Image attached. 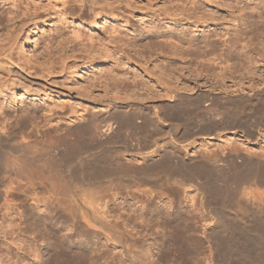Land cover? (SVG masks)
Returning a JSON list of instances; mask_svg holds the SVG:
<instances>
[{
    "label": "rangeland",
    "instance_id": "rangeland-1",
    "mask_svg": "<svg viewBox=\"0 0 264 264\" xmlns=\"http://www.w3.org/2000/svg\"><path fill=\"white\" fill-rule=\"evenodd\" d=\"M77 1L0 0V264H41L34 253H47L53 234L73 253L91 256V264H125L128 257L138 264H264V208L255 204L264 197V0H129L141 4L131 9L126 0L115 4L120 15L108 26L94 19L91 3ZM208 10L217 12L224 36L206 55L185 41L212 20ZM173 39L188 51L176 52ZM196 84L239 89L246 98L214 107L236 116L205 130L198 126L207 125L203 112L190 100L178 113L156 106L168 88ZM76 113L86 117H77V147L63 144L65 156L58 155L69 176L53 171L54 188L30 179L45 167L50 173L52 151L43 147L51 136L42 131L66 128ZM159 117H167L163 126ZM105 121L112 132L92 131ZM247 172L253 177L237 179ZM67 193L77 197L74 211ZM214 222L216 239L204 232ZM185 224L189 229L174 228Z\"/></svg>",
    "mask_w": 264,
    "mask_h": 264
},
{
    "label": "bare ground",
    "instance_id": "bare-ground-1",
    "mask_svg": "<svg viewBox=\"0 0 264 264\" xmlns=\"http://www.w3.org/2000/svg\"><path fill=\"white\" fill-rule=\"evenodd\" d=\"M79 2H82L81 4H83V5H85V3H87V5H88V2L89 3H91L92 5H93V8L91 7V9L92 10H94V19H96V18H98V19H101V21H102V24L103 23H105L106 24V22H107V24H108V22H110V17H111V15H113L112 17L114 18V20L116 19V14H118V13H116L115 11H116V5L115 4H117L118 3V5L120 4H122V3H124V2H126V0L124 1V0H78ZM77 1V2H78ZM132 1V0H131ZM130 1V2H131ZM134 1V0H133ZM175 1H177V0H175ZM174 1V2H175ZM228 1V0H227ZM78 2V3H79ZM129 2V0H127V3H126V7L127 6H131V4L133 3V2H131L130 3ZM179 2V1H178ZM195 2V1H194ZM208 2V1H207ZM225 2V1H224ZM232 2V1H231ZM138 3L139 4V2H134L133 4H132V7H138L139 5H141V4H139L138 6H136V4ZM141 3V2H140ZM183 3V2H182ZM182 3H177L178 5H180V6H183L182 5ZM185 3V2H184ZM192 3V2H191ZM212 3H214L213 2V0H212V2H211V4ZM91 4H89V6H91ZM176 4V5H177ZM216 4V3H215ZM228 4H230V3H228ZM80 5V4H79ZM82 5V6H83ZM87 5H85V6H87ZM124 5V4H123ZM119 6L120 8H118V10L120 9L121 10V7H124V6ZM178 5H177V7H178ZM186 5V4H185ZM192 5V4H191ZM220 5V4H219ZM226 5V4H225ZM231 5V4H230ZM179 6V7H180ZM125 7V8H126ZM129 7H128V9H129ZM143 7V6H142ZM169 7V6H168ZM178 7V8H179ZM185 7V6H184ZM188 7V6H187ZM220 7V6H219ZM230 7V6H229ZM139 8H141V6L139 7ZM172 8V7H171ZM195 8H196V6H195ZM130 9H131V7H130ZM143 9H144V7L142 8V12H143ZM180 9V8H179ZM184 9V8H183ZM190 9H192V8H190ZM217 9V8H216ZM86 10V9H85ZM92 10H90L91 12H92ZM117 10V12H119ZM136 10V9H135ZM139 10V9H138ZM167 10V9H166ZM172 10V9H171ZM177 10V9H176ZM206 10V9H205ZM124 11H125V9H124ZM129 11V10H128ZM130 11H132V10H130ZM178 11V10H177ZM183 12H185V11H187V9L184 11V10H182ZM209 11V10H208ZM195 12H196V10L194 11V14H195ZM114 13H116L115 15H114ZM122 13H124L123 11L121 12V16L122 17H124V15H122ZM167 13L168 12H166V15H167ZM188 12H186V14L185 13H182V16L181 17H183L184 15H187L188 16V14H187ZM197 13V12H196ZM209 13H210V17L212 18V20L209 22V23H207V25L206 26H204V29L202 30V32L200 33V34H196V32H194V31H197L198 29H194V33L195 34H192V37L190 38H187L188 37V35L187 36H185L184 38H187L188 40H186V39H184V40H186L185 41V44L187 45V47H190L191 49H193L195 52H205V54L206 55H208L209 53H212V52H214V50H216L217 48H218V45H217V43H218V40H219V38H221L222 36L221 35H223V34H221V28L219 27V26H216L218 23H214V20L216 19V17H213V14L212 13H217V12H210L209 11ZM133 14V13H132ZM171 14H173L174 15V17H177L176 15H177V13H175V12H173V13H171ZM179 14H181V12L179 13ZM193 14V13H192ZM118 15H120V14H118ZM131 15V14H130ZM129 15V16H130ZM137 15V14H136ZM169 15V14H168ZM167 15V16H168ZM218 15V14H217ZM225 15V18H226V14H224ZM90 16V15H89ZM120 16V17H121ZM134 16V15H133ZM169 16H171V19H169L170 21L172 20L173 21V17H172V15H169ZM185 17L186 18V20H188L189 21V16L188 17ZM208 16V17H209ZM86 17H88V16H86ZM119 17V16H118ZM127 17V16H126ZM218 17V16H217ZM231 17V16H230ZM199 18V17H198ZM207 18V17H206ZM220 18H222V17H220ZM233 18V17H232ZM88 19V18H87ZM92 19V18H91ZM122 19V18H121ZM182 20H184V18H181ZM214 19V20H213ZM223 19H224V17H223ZM222 19V20H223ZM120 20V19H119ZM127 20V19H126ZM125 20V21H126ZM141 20V19H140ZM200 20V19H199ZM206 20V19H205ZM204 20V21H205ZM225 20V19H224ZM229 20V19H228ZM95 21V20H94ZM100 21V22H101ZM206 21H208V20H206ZM230 21V20H229ZM113 22V21H112ZM150 22V21H149ZM169 23V22H168ZM206 23V22H205ZM99 24V23H98ZM106 24V25H107ZM110 24V23H109ZM113 24V23H112ZM151 24V23H150ZM171 24V23H170ZM151 25H153V24H151ZM172 25V24H171ZM212 25H214V27H212ZM108 26V25H107ZM106 26V27H107ZM112 26V30L114 31V26L113 25H111L110 24V26H109V29H110V27ZM118 25H116L115 26V28L117 27ZM150 26V25H149ZM187 26V25H186ZM151 27V26H150ZM155 27H157L156 25L154 26V28L152 27V29H150L151 30V32H149L150 34L152 33V32H155V33H157V28H155ZM149 28V27H148ZM198 28V27H197ZM108 28H106V30H107ZM145 29H147V28H145ZM157 29V30H156ZM167 29V28H166ZM191 29V28H190ZM112 30H111V33H112ZM149 30V31H150ZM164 30V29H163ZM182 30H185V29H182ZM188 30H189V28H188ZM192 30H193V27H192ZM109 31V30H108ZM115 31H118V28L117 29H115ZM148 31V30H147ZM146 31V32H147ZM171 31H172V29H171ZM185 31H187V30H185ZM159 32V31H158ZM182 32H184V31H182ZM181 32V33H182ZM114 33V32H113ZM121 33V32H120ZM160 34L162 33V32H159ZM170 32H168V34H169ZM173 32H171V34H172ZM185 33V32H184ZM117 34V33H116ZM158 35V36H160L161 37V35ZM163 34V33H162ZM180 34V33H179ZM183 34V33H182ZM185 34H189L188 32L187 33H185ZM152 35V34H151ZM155 35H157V34H155ZM165 35V34H164ZM172 35H174V34H172ZM184 35V34H183ZM183 35L182 36H179V38L180 37H183ZM189 35H191V32H190V34ZM119 36V35H118ZM165 36H167V35H165ZM224 36V35H223ZM112 37H113V35H112ZM150 37V36H149ZM153 37H154V35H153ZM162 37H164V36H162ZM218 37V38H217ZM115 38H116V36H115ZM166 38V37H165ZM169 38V37H168ZM91 39H93L92 37H91ZM100 39V38H99ZM151 39V38H150ZM27 40V37L25 38V41ZM161 40V39H160ZM178 41H175L174 39H173V41H175L174 43H175V45H177V46H175V45H173V46H175V47H177V50H176V52L178 51V49H179V47H182L183 48V46H184V43H183V46H182V43L180 44V41H183V40H180V39H177ZM93 41H95V40H93ZM154 41V40H153ZM102 42V41H101ZM177 42V43H176ZM231 42V41H230ZM233 42H235V41H233ZM237 42V41H236ZM103 43V42H102ZM153 43V42H152ZM152 43H151V45H152ZM156 43V42H155ZM166 43V42H165ZM170 44H171V47H172V41L171 42H169ZM173 43V44H174ZM86 44V43H85ZM166 44H168V43H166ZM81 45H83V42H82V44ZM169 45V44H168ZM236 45V44H235ZM86 46V45H85ZM108 46V45H107ZM162 46V45H161ZM160 46V47H161ZM158 47H159V45H158ZM174 47V48H175ZM186 47V48H187ZM232 47V46H231ZM173 48V47H172ZM179 49V51H180V53H181V50H182V53L184 52H187L188 51V49H186L185 47L183 48V49ZM163 49V48H162ZM176 49V48H175ZM184 49H186L187 51H184ZM173 50V49H172ZM193 50H189V51H193ZM175 51V50H174ZM179 51H178V53H179ZM246 51V50H245ZM177 53V54H178ZM182 53H181V55H182ZM190 53V52H189ZM229 53V52H228ZM108 55V54H107ZM183 57V56H182ZM181 58V57H180ZM212 58V57H211ZM215 59V58H214ZM213 59V60H214ZM211 60V59H210ZM209 65V66H208ZM208 65H207V67H209V68H211L213 65H211V62H209L208 63ZM125 76V75H124ZM136 76H138V75H136ZM214 77H217V79H219V80H222V81H224L225 80V76H224V74H222V73H214ZM121 79V78H120ZM119 79V80H120ZM122 80V79H121ZM125 80V79H124ZM123 80V81H124ZM122 81V82H123ZM264 87V86H263ZM262 87V88H263ZM261 88V89H262ZM216 89H204V87H203V85H200V84H196V85H194L193 87H180V86H174V87H171V88H168V91L170 92V93H168L167 94V98L166 99H161L160 101H158V103H157V105L156 106H160V107H158V108H168L169 110H171V109H175L176 108V113H178L181 109L179 108L184 102H185V100H190L189 102H191V103H193L194 104V106L196 107V110L198 109V110H200V113L202 114V112H203V119H205L204 120V122L205 123H207V125L206 126H204V123H202V124H199L198 126L200 127V129L201 130H205V129H208L207 127H209V128H211V129H213V128H215V127H217V126H219L220 124H218V123H220V122H222V121H225L224 119L228 116L229 117V115L227 114V112L225 113L224 111H220V110H218L217 111V109H215L214 107H216V106H219L220 108H222L223 106H225V104H230V103H238L239 104V102H243L242 100L244 99V98H246L245 97V95H244V93L241 91V90H239V89H236L235 90V92H236V94H235V92H233L232 91V93L233 94H235V95H233V94H231L230 93V91H229V89H227V88H225V87H220V88H218L216 91H215ZM262 90H264V89H262ZM186 91V92H185ZM259 92H260V90H258ZM258 91H256L257 93H259ZM262 92V91H261ZM261 92H260V94H261ZM256 94V93H255ZM258 95V94H257ZM117 99H119V98H116V99H113L115 102H118L117 101ZM125 99V98H124ZM249 99H250V97H249ZM106 101V104H107V108L109 107V108H111V106H112V102H111V100H112V98H110L109 100H107V98L105 99ZM120 100V99H119ZM186 101V102H187ZM105 102H103L104 103V105H105ZM102 103V104H103ZM186 104V103H185ZM241 104V103H240ZM120 105V104H119ZM180 105V106H179ZM117 106H118V104H117ZM117 106H114L115 108L117 107ZM184 107V106H183ZM194 107V108H195ZM107 108H105V110L104 111H106V109ZM118 108V107H117ZM119 108H120V106H119ZM161 108V109H162ZM181 108H182V106H181ZM127 109V108H126ZM103 109L101 108V111H102ZM120 110H122V109H120ZM101 111H100V113H101ZM104 111H102V113L104 112ZM113 111V110H112ZM174 111V110H173ZM172 111V112H173ZM183 111V110H182ZM127 112H128V110H127ZM130 112V111H129ZM169 112H171V111H169ZM197 112V111H196ZM231 111H229V113H230ZM106 113V112H105ZM110 113H111V110H110ZM198 113H199V111H198ZM234 113L236 114V111H234ZM89 114V113H88ZM87 114V116L89 117L90 115H88ZM91 114H93L92 115V117L91 118H94L95 117V115H97L95 112L94 113H91ZM163 114V113H162ZM231 114V113H230ZM234 114V116H236ZM238 114V113H237ZM82 115V114H81ZM106 115H108V113H106ZM180 115V114H179ZM155 116V115H154ZM175 116V115H174ZM234 116H233V118L232 117H229V118H231V120L232 119H234ZM68 118H67V125H66V128H64V129H60L59 127L60 126H53V128L52 127H50V128H47V129H45V130H43L42 131V134L45 136V135H47V137L48 136H51V137H49V138H51V140H48V142L45 144L44 143V147H43V151H52V152H50V157H49V159L47 160V161H49V163H50V165H49V167H50V173H49V175L48 174H45V169H46V167L45 168H43L41 171H32L31 173H30V175H28L29 176V178H30V176L32 177V178H34V176L36 177L37 176V178H38V176H39V178L38 179H40L41 178V180L45 183H48V184H50L51 185V187L52 188H54V186H55V184H54V181H53V179L55 180V181H57L56 179L57 178H55L53 175H55V173L53 174V171H57L60 175H61V178H67L68 176H69V172H67V170H65V168L63 169L62 167H61V165L63 164H61V160L63 159L62 157L61 158H58V155H62L63 154V151H65L63 148H61L62 146L61 145H63V144H65L64 146H65V148H66V145L68 146V148H71L73 151H75V149H76V145H77V126L78 125H81L82 126V124L81 123H78L77 122V117H78V120L79 119H81V118H83L84 117V114H83V116H77V113L76 114H71L70 116H67ZM171 117V116H170ZM90 118V117H89ZM90 118V119H91ZM96 118V117H95ZM94 118V119H95ZM128 118H130L129 120H128V122L130 123V124H132V123H134L133 122V120L134 119H132V118H134L133 116H131V117H127V119ZM153 118V117H152ZM160 118V117H159ZM158 118V120L156 119H153V120H155L157 123L156 124H158V125H160V126H163V123H162V121H166L167 120V117H164V118H160L159 119ZM228 118V119H229ZM236 118V117H235ZM84 119V118H83ZM85 119H86V117H85ZM84 119V120H85ZM228 119H226V121H227V123L228 122H230ZM162 120V121H161ZM92 121V120H91ZM108 121V120H107ZM203 121V120H202ZM96 123H98V122H96ZM105 125H100V127H99V125H97L96 126V124H95V127L94 126H92V127H94L93 128V132L94 133H97V132H99L100 134H102V135H107V134H109L110 132H112L113 131V125L111 124V122H106L105 121ZM223 123V122H222ZM227 123H225V125H227ZM212 125H215L214 127H212ZM223 126V125H222ZM221 126V127H222ZM63 127V126H62ZM90 127V126H89ZM224 127V126H223ZM83 130V129H82ZM73 133H76V137H74V139L72 138V136H73ZM202 133V132H201ZM52 134V135H51ZM75 136V135H74ZM97 136V135H96ZM38 144H40V142H37ZM36 143V144H37ZM171 144V143H170ZM182 145V144H181ZM61 146V147H60ZM171 146H172V148H177L179 151H184L183 150V148H180L179 147V145H176V144H174L173 142H172V144H171ZM184 146V145H183ZM68 148H66V149H68ZM18 149H20V148H18ZM28 149L26 148V147H22L21 148V151H27ZM68 151H71L70 149H68ZM159 151V150H158ZM72 152V151H71ZM66 153H67V151H66ZM64 155V154H63ZM65 156V155H64ZM6 157V156H5ZM152 157V156H151ZM8 158V157H7ZM58 159H61L60 161L58 160ZM5 160V159H4ZM7 161V160H6ZM58 161L60 162V163H58ZM8 162H11V159H9L8 160ZM66 162V161H65ZM3 163V162H2ZM6 163V162H5ZM12 163V162H11ZM48 163V162H47ZM48 163V164H49ZM9 164V163H8ZM62 169H61V168ZM65 167V166H64ZM237 170V169H236ZM251 170V169H250ZM244 171V170H243ZM22 173L21 171H19V170H15V172L14 173H16V174H20V173ZM40 173V174H39ZM15 174V175H16ZM23 174V173H22ZM53 174V175H52ZM58 175V174H57ZM17 176H19V175H17ZM25 176V175H24ZM23 176V177H24ZM240 177H238L237 179H239L240 181L241 180H248V179H250V178H252L253 176H252V174H251V172L250 173H248L247 172V174L245 173H243L242 175H239ZM28 178V179H29ZM16 179H18V178H16ZM31 179V178H30ZM58 179H60L59 178V176H58ZM60 180H63V179H60ZM59 182V181H58ZM63 182V181H62ZM60 183V182H59ZM64 183V182H63ZM68 189V188H67ZM56 191V190H55ZM54 191V192H55ZM70 191V190H69ZM56 193V192H55ZM66 194V193H65ZM261 194V193H260ZM259 194V198H258V196H257V198L258 199H260L261 197V199L260 200H258L257 201V203H255L256 205H257V207L259 206V207H261V208H264V197H263V195L261 196ZM263 194V193H262ZM258 195V194H257ZM66 196H68L67 198H69V203H71V205H69L68 207H71V210H72V207L74 206V207H76V203L74 202V201H77V197L73 194V193H71V194H69V193H67V195ZM256 197V196H255ZM256 199V198H255ZM255 199H253V200H255ZM72 202H74L73 204H72ZM73 207V208H74ZM65 208H67V207H65ZM76 210V209H75ZM72 211H74V209L72 210ZM77 213V212H76ZM76 216V214L74 215L73 214V217H75ZM31 219V218H30ZM39 218L38 217H35L34 216V222L36 221L37 222V220H38ZM74 219V218H73ZM85 219L87 220V222H89V224H92V225H95V226H97V227H101V228H103V224L101 225L100 223H101V221L99 220V219H97V218H93V217H88V218H86L85 217ZM42 220V219H41ZM33 221L31 222V223H33ZM212 221H214V220H212ZM13 222V221H12ZM43 222V221H42ZM45 223L46 222H48V220H46V221H44ZM217 222V221H216ZM216 222H214L213 224H209V225H206V227H205V230H204V232H206L205 234H209L208 236L209 237H211V238H214V239H216V237L214 236V235H216V231L218 230H220L217 226V224H216ZM219 222V221H218ZM35 224V223H34ZM8 225H9V223H8ZM11 225V224H10ZM105 227V226H104ZM220 227V226H219ZM224 227H226V226H224ZM263 227V226H262ZM1 228V227H0ZM115 229H116V227H114ZM174 228L175 229H183V228H185V229H189V225L188 224H185L184 226H179V225H175L174 226ZM4 229V228H3ZM222 229H223V227H222ZM2 231H4L5 232V230H2ZM116 231H118V230H116ZM4 232H1L0 231V234H2V233H4ZM9 232V231H8ZM6 233V232H5ZM4 233V234H5ZM11 233V232H10ZM211 235V236H210ZM218 235V234H217ZM207 236V235H206ZM2 237V236H1ZM52 237L54 238V240H53V247L52 248H49L48 249V251H47V253H44V252H35L34 253V256L35 257H41V264H91V261H93L92 259H91V256H89L88 254H83V253H80V252H77V254L74 252H72L70 249H68V248H65V247H63L62 245H61V243L59 242V239L60 238H62V235L61 234H58V235H56V234H53L52 235ZM220 237V236H219ZM18 239V238H17ZM12 240H14L15 241V239L13 238ZM18 241H20V240H18ZM22 241V240H21ZM224 241V240H223ZM215 242H216V240H215ZM14 243V242H13ZM20 243V242H19ZM219 243H220V240H219ZM16 244V243H15ZM21 244V243H20ZM32 249V248H31ZM31 249H30V252H31ZM168 255V254H167ZM166 255V256H167ZM168 257H169V255H168ZM151 263V262H150ZM153 263H154V261H153ZM125 264H138L132 257H128V262L127 263H125Z\"/></svg>",
    "mask_w": 264,
    "mask_h": 264
}]
</instances>
